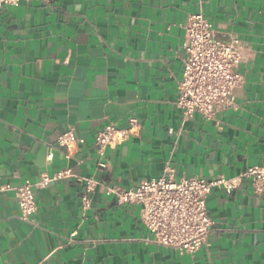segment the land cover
I'll list each match as a JSON object with an SVG mask.
<instances>
[{
    "label": "crops",
    "instance_id": "crops-1",
    "mask_svg": "<svg viewBox=\"0 0 264 264\" xmlns=\"http://www.w3.org/2000/svg\"><path fill=\"white\" fill-rule=\"evenodd\" d=\"M202 10L220 39L243 44L235 105L184 123L177 106L185 27ZM135 118V120H132ZM108 122L128 138L95 148ZM84 137L69 160L58 136ZM52 151V157L49 152ZM237 177L207 195L213 224L195 253L159 244L129 187L163 173ZM264 165V0H23L0 10V264H264V192L241 173ZM74 175L35 188L27 220L6 184ZM97 179L92 206L84 180ZM72 232L74 234L72 235Z\"/></svg>",
    "mask_w": 264,
    "mask_h": 264
},
{
    "label": "built area",
    "instance_id": "built-area-1",
    "mask_svg": "<svg viewBox=\"0 0 264 264\" xmlns=\"http://www.w3.org/2000/svg\"><path fill=\"white\" fill-rule=\"evenodd\" d=\"M22 1L0 0V10ZM184 27L183 77L176 103L181 110L183 123L196 113L212 120L219 110L235 105V90L245 81L244 74L239 70L243 60L242 40L238 36L218 38L213 22L202 10L189 13ZM130 132V128L108 122L95 137L94 144L99 156L102 158L105 155L108 146L126 140ZM58 141L66 147L65 156L70 160L84 137L71 127L58 136ZM52 154L50 151L48 156L52 157ZM69 175L74 173L67 166L53 175L44 173L36 183L25 180L16 185L6 184L2 188L14 190L21 214L29 220L38 209L36 186ZM241 176L251 178L255 192H264V165H251ZM77 177L85 182L81 206L86 212L92 206L98 181L93 176ZM216 185H223L228 192H232L237 186V177H177L174 164L168 160L159 176L129 187L109 186L107 191L115 193L121 203L141 205V219L152 232L154 241L176 247L181 253H195L207 240L213 224L207 195Z\"/></svg>",
    "mask_w": 264,
    "mask_h": 264
}]
</instances>
